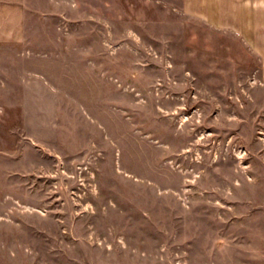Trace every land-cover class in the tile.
Returning <instances> with one entry per match:
<instances>
[{
	"label": "rangeland",
	"instance_id": "rangeland-1",
	"mask_svg": "<svg viewBox=\"0 0 264 264\" xmlns=\"http://www.w3.org/2000/svg\"><path fill=\"white\" fill-rule=\"evenodd\" d=\"M183 1L0 0V264H264V21Z\"/></svg>",
	"mask_w": 264,
	"mask_h": 264
},
{
	"label": "crops",
	"instance_id": "crops-1",
	"mask_svg": "<svg viewBox=\"0 0 264 264\" xmlns=\"http://www.w3.org/2000/svg\"><path fill=\"white\" fill-rule=\"evenodd\" d=\"M183 6L191 14L202 19L221 23L226 21L244 22L245 29L248 30V22H263V1L262 0H184ZM254 34L247 36L256 39V27Z\"/></svg>",
	"mask_w": 264,
	"mask_h": 264
}]
</instances>
